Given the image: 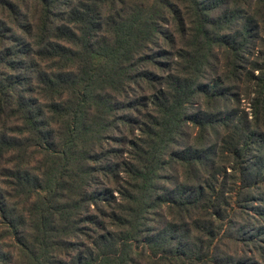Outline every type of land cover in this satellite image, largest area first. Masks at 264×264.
<instances>
[{
	"label": "trees",
	"instance_id": "trees-1",
	"mask_svg": "<svg viewBox=\"0 0 264 264\" xmlns=\"http://www.w3.org/2000/svg\"><path fill=\"white\" fill-rule=\"evenodd\" d=\"M0 264H264V0H0Z\"/></svg>",
	"mask_w": 264,
	"mask_h": 264
}]
</instances>
